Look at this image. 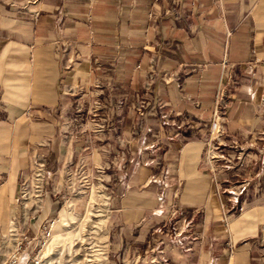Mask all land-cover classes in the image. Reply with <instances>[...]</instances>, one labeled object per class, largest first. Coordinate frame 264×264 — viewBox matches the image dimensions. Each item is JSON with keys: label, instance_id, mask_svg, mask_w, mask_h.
I'll use <instances>...</instances> for the list:
<instances>
[{"label": "crops", "instance_id": "1", "mask_svg": "<svg viewBox=\"0 0 264 264\" xmlns=\"http://www.w3.org/2000/svg\"><path fill=\"white\" fill-rule=\"evenodd\" d=\"M166 3L0 0V263L21 245L33 264L46 230L67 223L52 190L38 213L21 202L42 161L60 190L67 163L115 172V256L142 257L176 212L185 233L157 235L155 262L264 264V0H185L179 18ZM153 40L159 80L140 119ZM220 101L225 136L208 162Z\"/></svg>", "mask_w": 264, "mask_h": 264}, {"label": "rangeland", "instance_id": "2", "mask_svg": "<svg viewBox=\"0 0 264 264\" xmlns=\"http://www.w3.org/2000/svg\"><path fill=\"white\" fill-rule=\"evenodd\" d=\"M166 2L167 7L163 9L162 12L164 17L179 18L185 16V0H166ZM170 11H173V14L170 13ZM156 44L157 41L155 40L145 43V47L148 50H151L150 59L152 61L149 64L151 72L149 71V68L146 69L144 83H142V88L135 98V103L131 108L132 112L140 119L146 115L149 107H151L152 103L150 100H147L149 98L148 95L154 93L155 84L159 80V73L157 71L159 50H157ZM140 63L141 62L139 61L137 65L139 66ZM142 69L143 66H139L137 70L142 72ZM150 75L152 76L151 79ZM216 106V112H218V114H214L212 120L213 123L210 127L211 132L215 128L216 120H219L221 124L223 123L225 134L226 120L224 116H222L224 106L221 101L217 102ZM211 139L212 135L209 142ZM214 142L216 141H213V143ZM207 150L208 162H212V157L215 156V153L219 150H212L209 148ZM72 163H67L63 169L64 176L62 178L65 185L61 190L54 187V184L49 177V169H47L46 162L37 161L30 174L32 175V173L38 171V169L42 171V199L49 190L62 196V198H64L62 206L65 210L64 212L67 219V223L57 225L54 229L53 227L49 228V230H51V235L49 237L46 236L44 246L35 251L34 257L37 259L33 264H37L36 261L39 264L40 258L44 259V261L40 260V264H180L177 262H171L172 258L168 257L166 254H162L164 256H161L156 262L154 260L156 255H160V251H157V249L155 250V243L158 242V239H156L157 235L163 234L164 231H170L169 234L172 236L173 240L177 241L180 240L185 233V229L181 230V228H183L181 226L182 223H179L180 221L177 218L178 215L176 212L173 213L170 221L173 228L165 226L159 230V233L152 235L150 243L147 246V252H143L142 257L140 254H135L134 252L131 254L121 252L119 253L120 255L117 254L115 256L109 249V225L111 216L110 203L117 187V180H114V178L117 176L112 169L105 170V173H101V171H97L96 169L94 171L91 169H85L83 163L78 164V166H75L74 162ZM107 175L110 176V179ZM92 196L96 198L94 207H96L98 217L93 218L94 222L88 221L85 223L86 211L91 202ZM21 202L28 205L27 209L29 210L33 200L28 199L27 201H24L21 199ZM185 227H187V225ZM263 239L264 231L261 233L260 245V250H262V256L264 258Z\"/></svg>", "mask_w": 264, "mask_h": 264}, {"label": "built area", "instance_id": "3", "mask_svg": "<svg viewBox=\"0 0 264 264\" xmlns=\"http://www.w3.org/2000/svg\"><path fill=\"white\" fill-rule=\"evenodd\" d=\"M151 72V71H150ZM152 78V76L150 75V79ZM216 115L218 114V112L215 113ZM220 116V115H219ZM220 118V117H218ZM224 127H223V123L221 124L219 122V120H216V124H215V128L214 130H212L211 135H212V139L211 141L208 143V148L212 149V150H219V146L217 143H219L221 141V138L224 136ZM213 141H216L213 143ZM215 159V156L212 157V160ZM43 173L41 170L38 169V171H35L32 173V175H30L29 178H27V180H24L23 183L21 184V199H23L24 201L29 200H33L32 205L30 206L29 210H31L33 213H38L41 208H42V197H43ZM33 190V192H32ZM240 211H244V208L242 207L240 209ZM51 235V230H46V236H50ZM263 243H264V239H263ZM21 245H19V247H17L14 252L11 254V256L9 257L10 259H8L6 262L4 263H0V264H21L22 262V257H21ZM37 259V258H36ZM35 259V260H36ZM36 263L38 264V262L36 261Z\"/></svg>", "mask_w": 264, "mask_h": 264}, {"label": "bare ground", "instance_id": "4", "mask_svg": "<svg viewBox=\"0 0 264 264\" xmlns=\"http://www.w3.org/2000/svg\"><path fill=\"white\" fill-rule=\"evenodd\" d=\"M95 201H96V198L94 196H92V199H91V202L88 206V209H87V214H86V218H85V223L86 222H94V219L93 218H96L98 217L97 216V212H96V207H94V204H95ZM97 206V205H96ZM96 224V223H95ZM96 228V227H95ZM40 260H43L42 258L39 259V264H40ZM42 261V262H43Z\"/></svg>", "mask_w": 264, "mask_h": 264}]
</instances>
